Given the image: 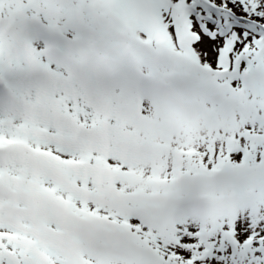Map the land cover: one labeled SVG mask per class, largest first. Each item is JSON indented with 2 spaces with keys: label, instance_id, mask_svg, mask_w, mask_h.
<instances>
[{
  "label": "rangeland",
  "instance_id": "obj_1",
  "mask_svg": "<svg viewBox=\"0 0 264 264\" xmlns=\"http://www.w3.org/2000/svg\"><path fill=\"white\" fill-rule=\"evenodd\" d=\"M150 14L137 3L116 12L99 0H0V43L11 47L23 67L4 100L7 109L0 110V139L6 132L19 137L22 147L1 168L8 174L11 165L25 181L20 194L14 191L23 202L15 207L37 222L18 219L24 236L1 225L0 239L46 260L36 245L59 224V210L67 212L61 226L73 221L78 202L100 201L132 213L146 206L155 212L171 208L165 160L176 163L179 175L185 150L169 141L188 145L185 160L191 162L202 133L210 135L217 126L231 131L254 117L256 103L217 85L194 57H171L157 46L162 37L142 44L136 21ZM35 25L58 27L57 41L49 46ZM249 91L264 103L263 88ZM25 187L35 192L36 209ZM79 230L90 238V227L81 223Z\"/></svg>",
  "mask_w": 264,
  "mask_h": 264
},
{
  "label": "snow or ice",
  "instance_id": "obj_2",
  "mask_svg": "<svg viewBox=\"0 0 264 264\" xmlns=\"http://www.w3.org/2000/svg\"><path fill=\"white\" fill-rule=\"evenodd\" d=\"M132 3L151 12L136 21L142 44L162 37L157 46L171 57H194L217 85L238 90L252 103L260 99L249 89L264 87V0H99L116 12ZM22 70L11 47L0 43V89L13 90ZM196 139L191 162L185 160L188 145L169 141L185 150L179 175L176 163L165 160L171 208L155 212L146 206L132 213L81 201L68 226H50L36 245L46 260L0 240V264H264V103L231 131L217 126ZM81 223L91 228L89 239L81 235Z\"/></svg>",
  "mask_w": 264,
  "mask_h": 264
},
{
  "label": "bare ground",
  "instance_id": "obj_3",
  "mask_svg": "<svg viewBox=\"0 0 264 264\" xmlns=\"http://www.w3.org/2000/svg\"><path fill=\"white\" fill-rule=\"evenodd\" d=\"M17 16V15H16ZM0 20H2V17L0 16ZM18 20V17L15 18V21ZM5 26H0V29L4 28ZM6 27H9V31H11L12 33L14 32V27L11 25H7ZM58 30V27L52 25L47 32H45V35L48 36L49 39L53 40L54 39V35H56V31ZM170 99L166 100L165 104H169ZM2 107L0 110H4L7 109V107L5 106V104L0 103ZM17 115V113L15 114ZM7 140H0V146L3 145L2 147H5L6 149L8 148L9 150V157H12L11 155V151H13L15 149L16 146L19 147V149H21L22 147V141L19 137L14 136V135H8L6 132H4L3 134ZM13 149V150H10ZM6 151V150H5ZM10 159V158H9ZM5 163L4 160H2L0 158V226H5V227H10L13 226L15 232L20 235V236H24L23 230H20L21 226L19 225L20 221H18V219L21 220H26L29 221L31 224L36 225L37 222L35 221V218L33 217V215H28V216H24L21 213H19V211H17L15 205L16 204H22L23 202L20 201V198L18 197V194H20L21 189L20 186L23 188L25 186V181L19 179V177L17 176V174H14L11 171V165L8 166V170L10 171L8 174L4 172V170L1 168L2 165ZM16 183H19L20 185L17 186ZM7 186V188H4L3 185ZM10 187V188H9ZM9 191H16L18 194L16 196H14L13 194L9 193ZM25 193L27 196H30V201L32 202L33 208L36 209V207H38L39 205H35V202H38L36 199V194L34 191H30L29 188L25 187ZM21 202V203H20ZM67 214V212H65L64 210H59V215L62 217V219H59V225H62L64 222V218L65 215ZM8 225V226H7ZM0 240H7L9 242H11L12 240L8 237H3Z\"/></svg>",
  "mask_w": 264,
  "mask_h": 264
},
{
  "label": "trees",
  "instance_id": "obj_4",
  "mask_svg": "<svg viewBox=\"0 0 264 264\" xmlns=\"http://www.w3.org/2000/svg\"><path fill=\"white\" fill-rule=\"evenodd\" d=\"M260 88H263V91H262V93H263V92H264V87H260ZM260 88H259V89H260ZM260 101H262V100H260ZM260 101H259L258 103L256 102V107L259 106V105L261 104Z\"/></svg>",
  "mask_w": 264,
  "mask_h": 264
}]
</instances>
